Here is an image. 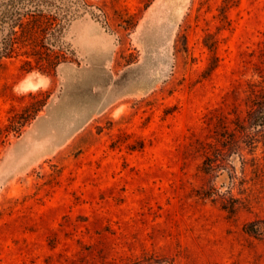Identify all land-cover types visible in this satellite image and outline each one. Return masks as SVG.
<instances>
[{
  "label": "rangeland",
  "instance_id": "374dc122",
  "mask_svg": "<svg viewBox=\"0 0 264 264\" xmlns=\"http://www.w3.org/2000/svg\"><path fill=\"white\" fill-rule=\"evenodd\" d=\"M3 10L0 264H264V0Z\"/></svg>",
  "mask_w": 264,
  "mask_h": 264
},
{
  "label": "trees",
  "instance_id": "16d2710c",
  "mask_svg": "<svg viewBox=\"0 0 264 264\" xmlns=\"http://www.w3.org/2000/svg\"><path fill=\"white\" fill-rule=\"evenodd\" d=\"M25 11L26 10H3L1 12L0 18L2 19V24H6L4 26L10 29L8 35H5L3 43H6V45H8L10 41V46L12 47L16 43H21L24 46H32V55L38 56V58L40 59L43 57L45 58L48 56V54L42 50L43 46L46 45L45 40L48 37L49 33L51 36H57L58 33L61 32L62 29L58 28L60 24H55L56 22L52 19L50 20L49 18H44L45 15L41 13L36 16L35 20L32 19L28 21H23L21 19V14ZM52 24L54 28H52ZM12 32H14L13 38L9 37ZM36 47L38 48L37 50H35ZM53 56V60H49L53 67H57L61 62L66 60L65 55L62 51H56Z\"/></svg>",
  "mask_w": 264,
  "mask_h": 264
},
{
  "label": "bare ground",
  "instance_id": "6f19581e",
  "mask_svg": "<svg viewBox=\"0 0 264 264\" xmlns=\"http://www.w3.org/2000/svg\"><path fill=\"white\" fill-rule=\"evenodd\" d=\"M43 76V75H42ZM40 79V78H39Z\"/></svg>",
  "mask_w": 264,
  "mask_h": 264
}]
</instances>
